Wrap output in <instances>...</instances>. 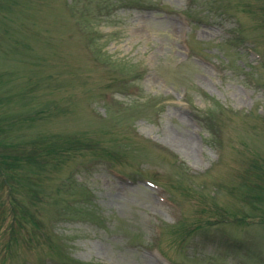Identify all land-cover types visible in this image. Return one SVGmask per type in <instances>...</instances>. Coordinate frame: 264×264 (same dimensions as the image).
<instances>
[{"label":"rangeland","instance_id":"obj_1","mask_svg":"<svg viewBox=\"0 0 264 264\" xmlns=\"http://www.w3.org/2000/svg\"><path fill=\"white\" fill-rule=\"evenodd\" d=\"M0 264H264V0H0Z\"/></svg>","mask_w":264,"mask_h":264},{"label":"bare ground","instance_id":"obj_2","mask_svg":"<svg viewBox=\"0 0 264 264\" xmlns=\"http://www.w3.org/2000/svg\"><path fill=\"white\" fill-rule=\"evenodd\" d=\"M182 145L187 147L188 149H193V146L195 144V140L189 136V135H183L181 138H178Z\"/></svg>","mask_w":264,"mask_h":264}]
</instances>
